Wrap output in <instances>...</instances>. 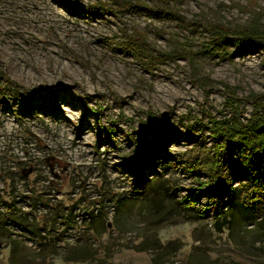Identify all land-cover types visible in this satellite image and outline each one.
Instances as JSON below:
<instances>
[{
  "label": "rangeland",
  "instance_id": "374dc122",
  "mask_svg": "<svg viewBox=\"0 0 264 264\" xmlns=\"http://www.w3.org/2000/svg\"><path fill=\"white\" fill-rule=\"evenodd\" d=\"M166 1L0 0V264H264L260 216L215 225L190 165L264 104V40L209 52L264 0Z\"/></svg>",
  "mask_w": 264,
  "mask_h": 264
},
{
  "label": "trees",
  "instance_id": "16d2710c",
  "mask_svg": "<svg viewBox=\"0 0 264 264\" xmlns=\"http://www.w3.org/2000/svg\"><path fill=\"white\" fill-rule=\"evenodd\" d=\"M172 1H166L167 7L162 9L161 13L163 18L184 21L180 11L171 7ZM124 7L155 14L151 7L144 4L133 5L126 2ZM235 32L237 37H230L216 26L212 32L214 43L209 52L230 55L228 47L232 43L240 41L243 42L242 45H256L264 40V30L258 25L240 27L235 29ZM132 41L137 47L136 50L131 49V53L140 57L145 49L138 41ZM253 98L256 104L251 118L246 123L238 122L235 116L224 120L211 119V136L214 142L212 156L190 165L193 173L205 172L207 178L200 186L209 198V204L203 209V214L212 208L211 211L216 214L214 224L218 225L219 220H225L228 215L232 217L237 213L247 217L257 213L260 216L258 224L264 233V104L263 96ZM151 119L153 121L154 117ZM141 142L145 144L146 140L142 139ZM138 150L144 153L145 148L139 146ZM197 191L199 190L193 193L189 202L193 206L198 196ZM224 195L227 198L226 204L222 203ZM7 204L9 208L5 216L10 218L14 206ZM224 205H227V211H223Z\"/></svg>",
  "mask_w": 264,
  "mask_h": 264
},
{
  "label": "water",
  "instance_id": "95a60500",
  "mask_svg": "<svg viewBox=\"0 0 264 264\" xmlns=\"http://www.w3.org/2000/svg\"><path fill=\"white\" fill-rule=\"evenodd\" d=\"M3 247H4V245H3L2 241L0 240V252L3 249Z\"/></svg>",
  "mask_w": 264,
  "mask_h": 264
}]
</instances>
